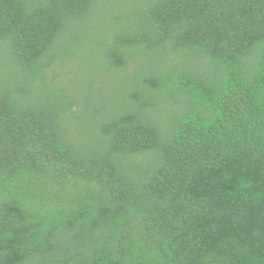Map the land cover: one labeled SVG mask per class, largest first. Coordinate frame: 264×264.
<instances>
[{
	"label": "trees",
	"instance_id": "16d2710c",
	"mask_svg": "<svg viewBox=\"0 0 264 264\" xmlns=\"http://www.w3.org/2000/svg\"><path fill=\"white\" fill-rule=\"evenodd\" d=\"M0 264H264V0H0Z\"/></svg>",
	"mask_w": 264,
	"mask_h": 264
}]
</instances>
